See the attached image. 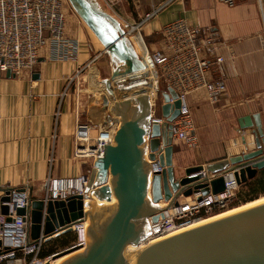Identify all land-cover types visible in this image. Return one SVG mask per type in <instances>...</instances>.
<instances>
[{
	"label": "water",
	"instance_id": "water-1",
	"mask_svg": "<svg viewBox=\"0 0 264 264\" xmlns=\"http://www.w3.org/2000/svg\"><path fill=\"white\" fill-rule=\"evenodd\" d=\"M68 2L103 46L110 67L107 81L114 83L118 93L112 110L120 118L113 143L106 144L93 162L86 185V192L92 188L98 199L111 202L113 196L115 203L90 204V210L84 212L81 196L66 202L48 201L46 205L42 197L32 199L31 239L42 235L51 240L69 233L68 227L86 214L89 222L84 250L63 251L56 257L72 255L60 264H129V259L130 264H264V202L164 237L131 253V258L127 255L129 244L139 246L145 239L149 221L164 219L167 210L178 207L179 198L222 193L223 176L230 171L239 184L254 179L264 170V132L257 114L244 117L241 127L250 128L253 151L188 167L177 177L172 163V122L180 108L177 94L170 87L161 93L159 112L164 121L151 122L145 70L118 20L102 10L96 0ZM6 74L11 76L9 71ZM108 103L103 97V106ZM132 106L136 110L131 112ZM153 164L162 171L150 177ZM202 171L212 179L197 175ZM7 193L0 202L8 200ZM161 202L164 208L159 206ZM1 212L6 213V208L1 207Z\"/></svg>",
	"mask_w": 264,
	"mask_h": 264
},
{
	"label": "crops",
	"instance_id": "crops-1",
	"mask_svg": "<svg viewBox=\"0 0 264 264\" xmlns=\"http://www.w3.org/2000/svg\"><path fill=\"white\" fill-rule=\"evenodd\" d=\"M96 2L120 26L123 21L135 23L158 10L138 35L128 37L142 56L145 51L161 48L164 26L185 19L192 27L207 30L216 47L214 56L225 59L210 73L212 79L226 86L216 104L202 91L186 97L198 149L189 150L182 142H173L172 163L177 177L188 167L253 151L251 130L241 125L244 117L257 114L264 132V0H235L232 7L217 0ZM65 34L77 41L76 56L55 60L45 51L30 73H0V199L20 188L35 199L43 192L47 177L84 174L86 163L74 157V133L81 116L78 74L102 57L106 61L97 69H107L109 77L110 67L103 46L78 17L68 14ZM36 75L39 78L33 79ZM111 87L115 89L114 83ZM167 88L161 82L162 93ZM91 131L94 139L97 133ZM262 176L264 171H259L256 178Z\"/></svg>",
	"mask_w": 264,
	"mask_h": 264
},
{
	"label": "built area",
	"instance_id": "built-area-1",
	"mask_svg": "<svg viewBox=\"0 0 264 264\" xmlns=\"http://www.w3.org/2000/svg\"><path fill=\"white\" fill-rule=\"evenodd\" d=\"M217 1L229 7L235 4V0ZM157 12L158 10L152 11L135 23L121 22L125 35L130 39L138 35L141 28ZM65 27L62 0H0V73L9 71L15 76L30 73L45 51L55 60H67L76 56L78 43L66 37ZM161 35L160 49L145 51L143 56L138 54L145 70L144 83L148 88L151 122L162 124L164 121L159 112L161 82H164L175 91L180 101L179 116L172 122L173 142H182L187 149L196 150L198 142L186 97L202 91L216 104L225 93L226 86L222 81L212 79L210 73L214 66L223 63L225 59L214 56L216 47L212 44L208 31L192 27L185 19H178L164 26ZM231 59L233 54H230L229 60ZM117 126L103 128L90 140L91 126L85 121H79L74 133L77 142L75 159L89 163L91 170L93 162L101 156L103 147L113 143ZM90 142L92 143L89 144ZM161 171L162 168L158 164H153L150 177L153 173ZM89 173L90 171L87 174L65 178L47 177L41 198L44 204L48 201L66 202L72 196H81L85 204ZM197 175L208 178V181L212 179L205 171ZM223 180L222 193L200 197L197 201L192 200L197 204L176 214L177 219L193 216L187 223L194 222L223 212L234 204L242 184L237 183L234 171L225 174ZM7 196L6 202H0V264H48L63 251L84 249L88 226L86 214L68 227L69 233L76 236L75 241L63 250L55 249L47 254L45 246L50 240L42 235L37 239L30 237L29 208L33 198L28 190L12 189L8 191ZM208 196H211L212 200L202 203L203 198ZM1 207L6 208V213L1 212ZM19 210L24 213L19 214ZM86 211L85 207L84 212ZM44 216L45 213L43 218ZM164 220L165 217L153 223L151 233L153 228L160 226Z\"/></svg>",
	"mask_w": 264,
	"mask_h": 264
},
{
	"label": "rangeland",
	"instance_id": "rangeland-1",
	"mask_svg": "<svg viewBox=\"0 0 264 264\" xmlns=\"http://www.w3.org/2000/svg\"><path fill=\"white\" fill-rule=\"evenodd\" d=\"M62 2L64 5L65 19L68 16V14L78 17L75 14V12L73 11L68 0H62ZM151 52H153V51H151ZM104 61H106V59H105V57L104 58L102 57V59H100L99 61H97L95 63H92L89 67L88 66L85 67L78 74V79H79V83H80V85H79L80 95L78 96L79 97V111L81 113L79 121H85L86 123H88L91 126V130L93 129L94 131H96L97 134L103 128H109L113 125H114V127H115V125L117 126L116 122H118L119 118H120L117 116V114L115 112L114 113L112 112L113 110L111 109L110 106H108L106 109H104L105 106H103V104H102V98L104 96L107 97V99L110 98L109 92L106 91L107 79H109V77H110V76L108 77V73H107L108 70L107 69L105 70L102 68V70L100 71L99 68L97 69V67L98 66L100 67ZM111 88L113 91H115L116 95L118 96L116 88L115 89L113 87H111ZM134 109L136 110V108H134V106H132L131 112ZM117 117H118V119H117ZM97 134H96V136H97ZM90 140H93V139H91V136H90ZM91 143L92 142H90L89 144H91ZM90 167L91 166L89 163L84 165V169H85L84 174H87L88 171H90ZM242 185H244V184H242ZM241 188L244 189L243 186ZM241 188H240V190H241ZM91 192H92V188L86 194L88 199H89V195ZM262 196H264V195L263 194H257L256 198L258 199ZM41 197H43V192H41L38 197H35V199L41 198ZM200 197H203V196H201L200 193L193 194L191 197H187V198L181 197V198H179V202H178L179 205L178 206H182L185 204V202H188L191 200L197 201L198 198H200ZM88 202H89L88 203V211L90 210V207H89L90 204H96V205L99 204L95 199H91ZM247 202H249V201L244 200L240 203L239 202L237 203V201H235L234 204L230 205L229 208L226 210H232L234 208H238V207L247 205L248 204ZM173 208H177V207H173ZM173 208H171V209H173ZM171 209H169V210H171ZM226 210H224L223 212H225ZM217 214H220V213H215L214 215H217ZM177 217L178 216H175V215L172 217V223L174 226H180L181 224L187 223L193 216L192 217L187 216V217L183 218L182 220L177 219ZM203 219H206V217ZM203 219H201V220H203ZM201 220H199V221H201ZM164 221L167 222L166 217H165ZM152 224L153 223H151V221H149L148 233H147V235H145V237L150 235ZM165 229H167V227ZM61 236H62V238H59ZM61 236L56 237L53 240H50L46 244L45 253H47V254L51 253L55 249L63 250L69 244H71L73 241H75V237H76L73 233H68L66 235H61ZM48 264H51V263H48Z\"/></svg>",
	"mask_w": 264,
	"mask_h": 264
},
{
	"label": "bare ground",
	"instance_id": "bare-ground-1",
	"mask_svg": "<svg viewBox=\"0 0 264 264\" xmlns=\"http://www.w3.org/2000/svg\"><path fill=\"white\" fill-rule=\"evenodd\" d=\"M111 84H113L112 81H109V82L107 81L106 91H108L109 95H110V98L107 99L108 102H109L107 106H110L111 109H113V105L115 103H117V101H118V96L116 95L115 91L112 90ZM117 119H118V117H117ZM116 124H117V122H116ZM82 144H85V142H82ZM91 193L89 195V199L86 197V200H85V207H86L87 210H88V203H89L88 201L91 200V199H95L99 203V204H97L99 206L100 205H112V204L115 203V198L113 196H112V198H110L111 202H108V200L98 199L93 194V192H91ZM211 200H212L211 196H208V197L203 198L202 203H206V202H209ZM188 202H189L188 205H183V206H180L178 208H173L171 210L166 211L164 215L166 217L167 222L164 221V222H162V224L160 226L154 227L153 230H152V233L150 235H148L147 237H145V239L140 243L139 246H134V245L129 244L127 249H126L127 255L131 258V253L137 252V250L139 248H141V247H144V246H146V245H148L150 243H153V242H155L157 240H160V239H162L164 237H167L169 235L178 233L180 231L195 227L197 225H201L203 223L212 221L214 219H217V218H220V217H223V216H226V215L241 211L243 209L252 207L254 205L263 203L264 202V198L260 199V200H257L255 202L252 201V203L248 202L249 204L241 206V207H238V208H234L232 210H226L225 212H222V213L220 212L221 214H218V215H213V216L206 217V219L202 218L203 220L200 219L201 221L197 220V221H194V222L185 223V224H183L181 226H174L172 221H171L173 215H176L178 213H181L182 211L190 209L191 207H194L197 204L195 201H192V202L188 201ZM160 204H159V206L161 208L165 207L164 203L161 202ZM86 218H87L86 221H87V224H88L89 216L87 215ZM166 227H167V232H165V228ZM85 237H86V235H85ZM82 250H84V249L77 250L76 252H79V251H82ZM70 255H72V254H67L65 256L62 255V256L55 257L49 263H51V264H60L62 261H64V259L68 258ZM130 261H131V259H129V264L132 262V261L131 262Z\"/></svg>",
	"mask_w": 264,
	"mask_h": 264
},
{
	"label": "trees",
	"instance_id": "trees-1",
	"mask_svg": "<svg viewBox=\"0 0 264 264\" xmlns=\"http://www.w3.org/2000/svg\"><path fill=\"white\" fill-rule=\"evenodd\" d=\"M242 186L245 190L241 188V190L239 189V191L237 192V203L238 202L240 203L244 200H248L249 202H252V201L255 202V200H257L256 198L257 194L264 195V176H262L261 178L255 177L254 179L248 181ZM66 234H63V235H66ZM59 238H62V236Z\"/></svg>",
	"mask_w": 264,
	"mask_h": 264
}]
</instances>
